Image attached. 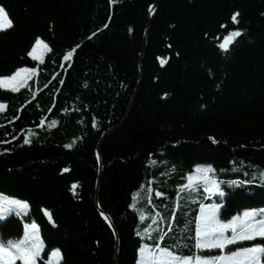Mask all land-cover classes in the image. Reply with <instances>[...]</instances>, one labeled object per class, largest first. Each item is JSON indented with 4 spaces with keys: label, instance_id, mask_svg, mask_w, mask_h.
I'll list each match as a JSON object with an SVG mask.
<instances>
[{
    "label": "trees",
    "instance_id": "16d2710c",
    "mask_svg": "<svg viewBox=\"0 0 264 264\" xmlns=\"http://www.w3.org/2000/svg\"><path fill=\"white\" fill-rule=\"evenodd\" d=\"M154 2L0 0L13 21L0 31V75L38 69L19 92L0 88V193L30 204L28 217L0 221V239L20 238L34 219L45 241L39 264L55 248L61 264H114L116 236L95 204L96 154L119 124L101 142L99 191L119 233L118 264H137L139 246L153 243L145 229L171 226L161 246L186 234L183 254L200 252L184 224L195 228L201 204L222 203L223 214L264 206V0H161L150 16ZM236 29L244 34L222 51L218 45ZM36 38L51 49L41 63L27 55ZM197 164L217 170L225 195L180 193L173 223L178 186Z\"/></svg>",
    "mask_w": 264,
    "mask_h": 264
},
{
    "label": "snow or ice",
    "instance_id": "6c2138e0",
    "mask_svg": "<svg viewBox=\"0 0 264 264\" xmlns=\"http://www.w3.org/2000/svg\"><path fill=\"white\" fill-rule=\"evenodd\" d=\"M240 12L231 15L233 24H239L238 17ZM13 27V21L9 18L8 12L3 6H0V31L9 30ZM107 27V25H105ZM226 27V25H222ZM244 33L239 30H233L224 38V42L220 43L219 48L228 52L230 46L235 40ZM95 35V33H93ZM91 38V37H90ZM79 47V46H77ZM170 47V46H169ZM49 45L40 38H36L31 50L27 53L33 61H42L43 53L50 52ZM75 52V48L68 51L64 55L65 61H70ZM168 62L167 58H160L161 65ZM36 67L22 66L18 67L9 75H0V88L10 89L12 92H19L20 89L28 86L29 80L37 74ZM63 83V81H60ZM87 86V85H85ZM167 95V94H165ZM6 108L4 103H0V110ZM214 139V138H213ZM25 144L31 143L25 140ZM67 147H72L71 144ZM100 159V154H96ZM64 172L69 171L65 168ZM217 170L210 164L197 165L193 171H190L183 179L186 181L178 186L176 193V204L171 212V221L174 223L176 213L180 209V193H186L185 198L198 194L200 189L210 196L223 197L224 191L221 189V182L218 177L213 175ZM248 175V173H245ZM259 175L264 178V172ZM233 186L248 183V181L233 180L228 182ZM78 185L73 184L71 190L76 193ZM151 193V189H149ZM156 196L163 197V191H156ZM136 208V203L131 205ZM222 204H201L199 215L195 218V228L189 227L191 222L186 221L184 224L185 233L194 231L192 237L194 247L198 250H221L222 254L212 255L200 252L191 255L183 254V248L186 244L180 241L187 239L186 234L179 237L175 244L161 246L168 233L173 231L169 226L167 232L156 228L151 231L145 229V237L152 240L153 243H142L138 248L137 264H264V208L246 209L242 213L235 214L229 219L221 218ZM49 221H52V214L47 209L43 210ZM30 213V204L27 200L9 196L4 198L0 193V221L6 219L9 215H15L17 218L23 219L28 217ZM101 216L108 221V216L103 212ZM160 216V213L156 214ZM143 220L144 217L141 216ZM164 219V217H161ZM54 223V221H53ZM152 233H155L153 236ZM138 236L139 232L136 233ZM242 242H253L249 246H244ZM232 246V247H230ZM227 251H223L226 250ZM45 251V241L41 235L39 224L32 219L30 222L23 223V234L20 238L9 239L4 241L0 239V264H38L43 259L42 253ZM63 254L59 248L52 249L49 258L45 264H61Z\"/></svg>",
    "mask_w": 264,
    "mask_h": 264
},
{
    "label": "water",
    "instance_id": "95a60500",
    "mask_svg": "<svg viewBox=\"0 0 264 264\" xmlns=\"http://www.w3.org/2000/svg\"><path fill=\"white\" fill-rule=\"evenodd\" d=\"M160 2H161V0H155L154 4L150 8V16L153 15L158 10ZM149 30H150V21H149L147 29H146V33H145V36H144V44H143L142 51H141L140 58H139L140 79H139V82H138V85H137V89L135 91V94H134V97L132 99L131 104H133V102L135 100V97H136V95L138 93V89H139V86H140V83H141V79H142V75H143V61H144V57H145L146 49H147V40H148ZM120 125L121 124H119L118 126L112 128L108 132H106L104 134L103 138L108 133H110L113 130H115L116 128H118ZM103 138H102V140H103ZM102 140L100 141V143H99V145L97 147V153L100 154V159H99L100 160V173H99V178H98V182H97L95 204H96V207H97V209L99 210L100 213L103 212L105 215L108 216V218H109L108 222H110V224L112 226V229H113V232H114V234L116 236V256H115L114 264H118V262H119V248H120L119 233H118V230H117L115 224L113 223V221L111 220L109 215L101 208L100 203H99V191H100V185H101V181H102V174H103V170H104L103 162H102V154H101V142H102Z\"/></svg>",
    "mask_w": 264,
    "mask_h": 264
},
{
    "label": "rangeland",
    "instance_id": "374dc122",
    "mask_svg": "<svg viewBox=\"0 0 264 264\" xmlns=\"http://www.w3.org/2000/svg\"><path fill=\"white\" fill-rule=\"evenodd\" d=\"M47 53H48V52L43 53V60H44V58H45V56H46ZM43 60H42V61H37V62L41 63V62H43ZM37 70H38V69H37ZM37 73H38V71H37ZM36 75H37V74H36ZM36 75H35V76H36ZM33 77H34V76H33ZM6 90H10V89H6ZM197 165H206V164H197ZM197 165H195V166L193 167V170H194V168H195ZM2 194H3V193H2ZM3 195H4V198H8V197H9L8 195H5V194H3ZM213 204H218V202L213 203ZM219 204H221V203H219ZM209 205H211V204H209ZM222 205H223V204H222ZM251 208H252V207L242 208V209L236 211V212L233 213V214H223L222 209H221V218H222V219H229V218H231V216H233V215H235V214H238V213H242L244 210H246V209H251ZM258 208H264V206H263V207H258ZM143 210H144V209H143ZM216 250H218V249H216ZM216 250H201V253H203V254L218 255V254H214V253H213V251H216ZM223 251L226 252V250H223ZM17 262H18V261H17Z\"/></svg>",
    "mask_w": 264,
    "mask_h": 264
},
{
    "label": "bare ground",
    "instance_id": "6f19581e",
    "mask_svg": "<svg viewBox=\"0 0 264 264\" xmlns=\"http://www.w3.org/2000/svg\"><path fill=\"white\" fill-rule=\"evenodd\" d=\"M211 204H213V203H211Z\"/></svg>",
    "mask_w": 264,
    "mask_h": 264
}]
</instances>
